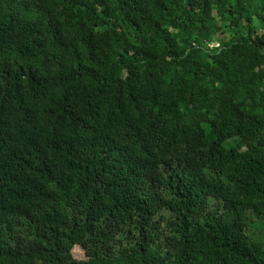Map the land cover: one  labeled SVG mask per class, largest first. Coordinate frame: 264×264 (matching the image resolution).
Wrapping results in <instances>:
<instances>
[{
  "label": "trees",
  "instance_id": "16d2710c",
  "mask_svg": "<svg viewBox=\"0 0 264 264\" xmlns=\"http://www.w3.org/2000/svg\"><path fill=\"white\" fill-rule=\"evenodd\" d=\"M0 264H264V0H0Z\"/></svg>",
  "mask_w": 264,
  "mask_h": 264
},
{
  "label": "rangeland",
  "instance_id": "374dc122",
  "mask_svg": "<svg viewBox=\"0 0 264 264\" xmlns=\"http://www.w3.org/2000/svg\"><path fill=\"white\" fill-rule=\"evenodd\" d=\"M218 43H216V45H217ZM212 45H214V44H212ZM75 256L76 257H79V258H84L85 257V255H84V253H83V251L81 250V249H75Z\"/></svg>",
  "mask_w": 264,
  "mask_h": 264
},
{
  "label": "built area",
  "instance_id": "2783aa9c",
  "mask_svg": "<svg viewBox=\"0 0 264 264\" xmlns=\"http://www.w3.org/2000/svg\"><path fill=\"white\" fill-rule=\"evenodd\" d=\"M217 45H218V44H217ZM217 45H216V46H217Z\"/></svg>",
  "mask_w": 264,
  "mask_h": 264
}]
</instances>
